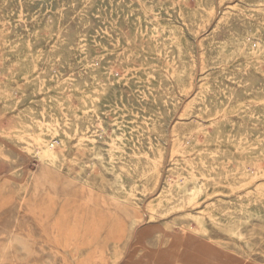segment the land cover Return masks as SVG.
Listing matches in <instances>:
<instances>
[{"label": "rangeland", "instance_id": "374dc122", "mask_svg": "<svg viewBox=\"0 0 264 264\" xmlns=\"http://www.w3.org/2000/svg\"><path fill=\"white\" fill-rule=\"evenodd\" d=\"M194 1H0V264H94L95 258L106 264H264V0ZM102 83L111 85L108 101L95 108ZM53 119L70 123V133L81 121L102 146L94 151L75 135L53 134L46 128ZM162 121L167 126L155 127ZM215 122L219 136L205 139ZM121 132L112 161L110 136ZM41 135L63 153L55 165L40 158L34 141ZM120 158L132 167L118 178L112 163ZM196 174L200 194L194 193ZM14 228L36 234L33 248L10 241Z\"/></svg>", "mask_w": 264, "mask_h": 264}, {"label": "bare ground", "instance_id": "6f19581e", "mask_svg": "<svg viewBox=\"0 0 264 264\" xmlns=\"http://www.w3.org/2000/svg\"><path fill=\"white\" fill-rule=\"evenodd\" d=\"M1 1V0H0ZM21 1V0H20ZM36 1V0H35ZM56 1V0H55ZM77 1V0H76ZM87 1V0H86ZM102 1V0H101ZM123 1V0H122ZM142 1V0H141ZM158 1V0H157ZM161 1V0H160ZM196 1V0H195ZM194 1V2H195ZM81 2V1H80ZM110 2H111V0H110ZM115 2V1H114ZM126 2V1H125ZM201 3H202V1H200ZM217 2V1H216ZM4 3H5V1H4ZM95 3V2H94ZM93 3V4H94ZM100 3V2H99ZM119 3V2H118ZM123 3V2H122ZM139 3V2H138ZM168 3H170V2H168ZM183 3V2H182ZM206 3V2H205ZM209 3H211V0H210V2ZM15 4V3H14ZM88 4V3H87ZM102 4V3H101ZM106 4V3H105ZM104 4V5H105ZM147 4V3H146ZM151 4V3H150ZM155 4V3H154ZM195 4V3H194ZM208 4V3H207ZM28 5V4H27ZM33 5V4H32ZM57 5H58V3H57ZM98 5V4H97ZM133 5V4H132ZM148 5V4H147ZM196 5V4H195ZM205 5V4H204ZM209 5V4H208ZM253 5V4H252ZM80 6V5H79ZM121 6V5H120ZM171 6V5H170ZM185 6V5H184ZM242 6V5H241ZM254 6V5H253ZM84 7V6H83ZM94 7V6H93ZM119 7V6H118ZM141 7V6H140ZM139 7V8H140ZM162 7V6H161ZM165 7V6H164ZM206 7V6H205ZM214 5H211L210 7H209V11H210V13H212V11H213V9H214ZM250 7V6H249ZM25 8V7H24ZM89 8V7H88ZM91 8V7H90ZM197 8V7H196ZM204 8V7H203ZM207 8V7H206ZM231 8V10H232V7H230ZM22 9V8H21ZM20 9V10H21ZM83 9V8H82ZM112 9V8H111ZM114 9V8H113ZM120 9V8H119ZM124 9V8H123ZM129 9H130V7H129ZM169 9V8H168ZM178 9V8H177ZM180 9V8H179ZM186 9V8H185ZM191 9V8H190ZM251 9V8H250ZM60 10V9H59ZM79 10V9H78ZM109 10V9H108ZM117 10V9H116ZM127 10V9H126ZM189 10V9H188ZM192 10V9H191ZM234 10V9H233ZM6 11V10H5ZM17 11V10H16ZM65 11V10H64ZM81 11V10H80ZM87 11H88V9H87ZM100 11V10H99ZM111 11V10H110ZM135 11V10H134ZM159 11V10H158ZM177 11V10H176ZM196 11V10H195ZM202 11V10H201ZM204 11V10H203ZM237 11V10H236ZM255 11V10H254ZM39 12V11H38ZM55 12H56V10H55ZM63 12V11H62ZM111 12H113V11H111ZM111 12H109L110 14H111ZM115 12V11H114ZM131 12V11H130ZM139 12V11H138ZM157 12V11H156ZM190 12V11H189ZM233 12V11H232ZM243 12H244V10H243ZM64 13V12H63ZM98 13V12H97ZM118 13H119V11H118ZM117 13V14H118ZM127 13V12H126ZM129 13V12H128ZM134 13V12H133ZM169 13V12H168ZM209 13V12H208ZM244 13H246V12H244ZM249 13V12H248ZM257 13V12H256ZM21 14V13H20ZM51 14V13H50ZM65 14V13H64ZM106 14V13H105ZM116 14V15H117ZM169 14H171V13H169ZM226 14V13H225ZM240 14V13H239ZM262 14H263V12H262ZM22 15V14H21ZM35 15V14H34ZM49 15V14H48ZM78 15V14H77ZM84 15V14H83ZM108 15V14H107ZM127 15V14H126ZM150 15V14H149ZM160 15V14H159ZM162 15V14H161ZM192 15V14H191ZM234 15V14H233ZM16 16V15H15ZM29 16V15H28ZM51 16V15H50ZM66 16V15H65ZM81 16V15H80ZM125 16V15H124ZM172 16V15H171ZM180 16V15H179ZM211 16V15H210ZM246 16V15H245ZM253 16V15H252ZM1 17V16H0ZM42 17V16H41ZM64 17V16H63ZM90 17V16H89ZM186 17V16H185ZM188 17H189V15H188ZM195 17V16H194ZM47 18H48V16H47ZM47 18H46V21H47ZM91 18V17H90ZM111 18V17H110ZM124 18V17H123ZM139 18V17H138ZM148 18V17H147ZM177 18V17H176ZM181 18V17H180ZM238 18V17H237ZM237 18H235V19H237ZM22 19V18H21ZM57 19V18H56ZM113 19V18H112ZM115 19H116V17H115ZM130 19V18H129ZM141 19V18H140ZM143 19H144V17H143ZM163 19V18H162ZM167 19V18H166ZM194 19H196V18H194ZM228 19V18H227ZM233 19V18H232ZM29 20V19H28ZM34 20V19H33ZM50 20V19H49ZM48 20V21H49ZM61 20H63V19H61ZM93 20V19H92ZM117 20V19H116ZM125 20V19H124ZM169 20V19H168ZM196 20H198V19H196ZM240 20H243V19H240ZM262 20V19H261ZM19 21V20H18ZM36 21V20H35ZM45 21V22H46ZM87 21V20H86ZM114 21V20H113ZM122 21V20H121ZM133 21V20H132ZM145 21V20H144ZM191 21V20H190ZM80 22V21H79ZM78 22V23H79ZM149 22V21H148ZM181 22V21H180ZM240 22V21H239ZM112 23V22H111ZM130 23V22H129ZM172 23V22H171ZM173 23H174V21H173ZM177 23V22H176ZM183 23V22H182ZM200 23V22H199ZM199 23H198V25H199ZM210 23V22H209ZM52 24H53V22H52ZM55 24V23H54ZM89 24V23H88ZM115 24V23H114ZM141 24V23H140ZM190 24V23H189ZM240 24V23H239ZM252 24V23H251ZM7 25V24H6ZM5 25V26H6ZM25 25V24H24ZM51 25V24H50ZM110 25V24H109ZM127 25V24H126ZM147 25V24H146ZM224 25H225V23H224ZM227 25V24H226ZM232 25V24H231ZM40 26H42V25H40ZM44 26V25H43ZM48 26H49V24H48ZM116 26H118V25H116ZM124 26V25H123ZM132 26V25H131ZM203 26V25H202ZM230 26V25H229ZM228 26V27H229ZM252 26V25H251ZM2 27V26H1ZM4 27V26H3ZM20 27V26H19ZM26 27V26H25ZM33 27V26H32ZM75 27V26H74ZM81 27V26H80ZM115 27V26H114ZM130 27V26H129ZM134 27V26H133ZM132 27V28H133ZM148 27H150V26H148ZM224 27H226V26H224ZM41 28H43V27H41ZM45 28V27H44ZM121 28H122V26H121ZM128 28V27H127ZM126 28V29H127ZM131 28V29H132ZM137 28V27H136ZM185 28V27H184ZM260 28V27H259ZM32 29V28H31ZM37 29V28H36ZM40 29V28H39ZM53 29V28H52ZM84 29H85V27H84ZM130 29V28H129ZM143 29V28H142ZM150 29V28H149ZM230 29H231V27H230ZM263 29V28H262ZM4 30V29H3ZM18 30V29H17ZM88 30V29H87ZM112 30V29H111ZM124 30H125V28H124ZM165 30V29H164ZM202 30V29H201ZM214 30V29H213ZM42 31V30H41ZM40 31V32H41ZM137 31H138V29H137ZM151 31L153 32V33H156V34H158L159 33V29L158 28H156V27H152L151 28ZM161 31V30H160ZM177 31V30H176ZM185 31V30H184ZM196 31V30H195ZM39 32V33H40ZM82 32V31H81ZM127 32H128V30H127ZM131 32V31H130ZM136 32V31H135ZM143 31H141V33H142ZM168 32V31H167ZM180 32V31H179ZM178 32V33H179ZM214 32V31H213ZM9 33V32H8ZM147 33H148V31H147ZM150 33V32H149ZM184 33H186V32H184ZM198 33V32H197ZM230 33V32H229ZM20 34V33H19ZM47 34H50L49 32L47 33ZM111 34V33H110ZM113 34H114V32H113ZM151 34V33H150ZM183 34V33H182ZM216 34H217V32H216ZM1 35V34H0ZM31 35V34H30ZM38 35V34H37ZM46 35V34H45ZM74 35V34H73ZM76 35V34H75ZM116 35H117V33H116ZM140 35V34H139ZM138 35V36H139ZM148 35V34H147ZM25 36V35H24ZM29 36V35H28ZM42 36V35H41ZM80 36V35H79ZM143 36V35H142ZM145 36V35H144ZM161 36V35H160ZM187 36V35H186ZM223 36V35H222ZM229 36V35H228ZM7 37H8V35H7ZM27 37V36H26ZM69 37V36H68ZM81 37V36H80ZM119 37V36H118ZM156 37V36H155ZM28 38V37H27ZM55 38V37H54ZM56 38H58V37H56ZM61 38V37H60ZM143 38V37H142ZM146 38V37H145ZM188 38V37H187ZM195 38V37H194ZM26 39V38H25ZM72 39V38H71ZM88 39V38H87ZM95 39V38H94ZM113 39V38H112ZM123 39V38H122ZM129 39V38H128ZM136 39H137V36H136ZM161 39V38H160ZM169 39V38H168ZM184 39H185V37H184ZM189 39H190V37H189ZM235 39V38H234ZM264 39V38H263ZM2 40V39H1ZM1 40H0V42H1ZM22 40V39H21ZM20 40V41H21ZM32 40V39H31ZM34 40H35V38H34ZM46 40H47V38H46ZM65 40V39H64ZM68 40H69V38H68ZM96 40V39H95ZM117 40H120V39H117ZM116 40V41H117ZM127 40V39H126ZM132 40V39H131ZM139 40V39H138ZM142 40V39H141ZM150 40V39H149ZM162 40V39H161ZM165 40V39H164ZM191 40V39H190ZM245 40V39H244ZM97 41V40H96ZM100 41V40H99ZM102 41V40H101ZM105 41V40H104ZM158 42H159V40H157ZM163 41V40H162ZM168 41V40H167ZM65 42V41H64ZM134 42V41H133ZM153 42V41H152ZM165 42V41H164ZM207 42V41H206ZM13 43V42H12ZM22 43H23V41H22ZM43 43H44V41H43ZM66 44H67V42H65ZM96 43V42H95ZM101 43V42H100ZM99 43V44H100ZM121 43V42H120ZM129 43V42H128ZM148 43H150V42H148ZM148 43H146L147 45H148ZM163 43V42H162ZM173 43V42H172ZM214 43V42H213ZM27 44V43H26ZM33 44V43H32ZM56 44V43H55ZM75 44V43H74ZM85 44H87V46H88V43H85ZM135 44V43H134ZM138 44H140V43H138ZM138 44H136V45H138ZM185 44H187V43H185ZM220 44H222V43H220ZM59 45V44H58ZM62 45V44H61ZM90 45V44H89ZM94 45V44H93ZM105 45V44H104ZM130 45V44H129ZM191 45H193V43L191 44ZM3 46V45H2ZM63 46V45H62ZM61 46V47H62ZM67 46V45H66ZM95 46V45H94ZM101 46V45H100ZM107 46H108V43H107ZM153 46V45H152ZM151 46V47H152ZM174 46H175V48L177 49V51L179 52V53H181V52H183L184 50H183V48L181 47V45L179 44V42H178V40L177 39H174ZM219 46V45H218ZM242 46V45H241ZM9 47V46H8ZM28 47H29V45H28ZM33 47V46H32ZM110 47V46H109ZM138 47V46H137ZM140 47V46H139ZM161 47V46H160ZM159 47V48H160ZM163 47V46H162ZM164 47H166V46H164ZM186 47V46H185ZM206 47V46H205ZM98 48V47H97ZM174 48V47H173ZM190 48V47H189ZM207 48V47H206ZM216 48V47H215ZM19 49V48H18ZM61 49V48H60ZM63 49V48H62ZM91 49V48H90ZM108 49V48H107ZM111 49V48H110ZM122 49V48H121ZM168 49V48H167ZM210 49V48H209ZM97 50V49H96ZM101 50V49H100ZM159 50V49H158ZM188 50V49H187ZM217 50V49H216ZM50 51V50H49ZM58 51V50H57ZM79 51V50H78ZM88 51H89V49H88ZM87 51V52H88ZM109 51H111V50H109ZM149 51H151V50H149ZM156 51V50H155ZM154 51V52H155ZM167 51V50H166ZM172 51H174V50H172ZM210 51H212V50H210ZM214 51V50H213ZM218 51V50H217ZM227 51V50H226ZM45 52V51H44ZM53 52V51H52ZM67 52V51H66ZM86 52V51H85ZM91 52V51H90ZM163 52V51H162ZM193 52V51H192ZM8 53V52H7ZM33 53H34V51H33ZM46 53V52H45ZM51 53V52H50ZM49 53V54H50ZM58 53V52H57ZM56 52H55V54H57ZM122 53V52H121ZM126 53V52H125ZM128 53V52H127ZM146 53V52H145ZM151 53V52H150ZM149 53V54H150ZM153 53V52H152ZM175 53V52H174ZM214 53V52H213ZM3 54H5V53H3ZM10 54V53H9ZM8 54V55H9ZM35 54V53H34ZM69 54V53H68ZM116 54V53H115ZM156 54V53H155ZM176 54V53H175ZM191 57H192V61H194L192 64H193V66L196 64V61L194 60L195 59V55L193 54V53H188ZM219 54V53H218ZM239 54V53H238ZM11 55V54H10ZM39 55V54H38ZM51 55V54H50ZM63 55V54H62ZM70 55V54H69ZM90 55V54H89ZM88 55V56H89ZM97 55V54H96ZM105 55V54H104ZM111 55H113V54H111ZM133 55H134V53H133ZM161 55H164V54H161ZM177 55V54H176ZM188 55V56H189ZM102 56V55H101ZM122 56V55H121ZM175 56V55H174ZM45 57H46V54H45ZM63 57H66V56H63ZM71 57V56H70ZM81 57V56H80ZM104 57V56H103ZM115 57V56H114ZM169 57V56H168ZM184 57H186L185 55H184ZM215 57V56H214ZM244 57V56H243ZM3 58V57H2ZM85 58V57H84ZM120 58V57H119ZM131 58V57H130ZM144 58V57H143ZM176 58V57H175ZM178 58V57H177ZM1 59V58H0ZM49 59V58H48ZM54 59V58H53ZM63 59H65V58H63ZM77 59V58H76ZM89 59V58H88ZM166 59V58H165ZM190 59V58H189ZM60 60V59H59ZM106 60V59H105ZM137 60V59H136ZM138 60H142V59H138ZM170 61H171V59H169ZM24 61V60H23ZM23 61H21V62H23ZM33 61V60H32ZM61 61V60H60ZM63 61V60H62ZM97 61V60H96ZM130 61V60H129ZM150 61H152V60H150ZM149 61V62H150ZM178 61V60H177ZM198 61V60H197ZM211 61V60H210ZM209 61V62H210ZM216 61V60H215ZM12 62V61H11ZM26 62V61H25ZM48 62V61H47ZM53 62V61H52ZM95 62V61H94ZM131 62V61H130ZM138 62V61H137ZM146 62V61H145ZM172 62V61H171ZM187 62V61H186ZM207 62V61H206ZM217 62V61H216ZM226 62V61H225ZM256 62V61H255ZM259 62V61H258ZM44 63V62H43ZM59 63H61V62H59ZM66 63V62H65ZM78 63V62H77ZM82 63V62H81ZM90 63V62H89ZM118 63V62H117ZM120 63V62H119ZM118 63V64H119ZM157 63V62H156ZM159 63V62H158ZM179 63V62H178ZM182 63V62H181ZM185 63V62H184ZM252 63H254V62H252ZM22 64V63H21ZM27 64V63H26ZM28 64H30V63H28ZM34 64V63H33ZM58 64V63H57ZM62 64V63H61ZM102 64V63H101ZM123 64H124V62H123ZM129 64V63H128ZM198 64V63H197ZM251 64V63H250ZM255 64V63H254ZM257 64V63H256ZM264 64V63H263ZM24 65V64H23ZM130 65H131V63H130ZM141 65V64H140ZM160 65V64H159ZM165 65V64H164ZM173 65V64H172ZM18 66V65H17ZM36 66V65H35ZM59 66V65H58ZM61 66V65H60ZM86 66H88V65H86ZM92 66V65H91ZM123 66V65H122ZM196 66V65H195ZM228 66V65H227ZM249 66V65H248ZM250 66H252V65H250ZM78 67V66H77ZM118 67H119V65H118ZM117 67V68H118ZM134 67V66H133ZM132 67V68H133ZM152 67V66H151ZM164 67V66H163ZM178 67H181V66H178ZM189 67V66H188ZM203 68H205V66H202ZM264 67V66H263ZM1 68V67H0ZM21 68H24V67H21ZM31 68V67H30ZM36 68V67H35ZM64 68V67H63ZM97 68V67H96ZM113 68V67H112ZM159 68V67H158ZM190 68V67H189ZM211 68V67H210ZM216 68V67H215ZM244 68V67H243ZM261 68V67H260ZM15 69V68H14ZM37 69V68H36ZM85 69V68H84ZM102 69V68H101ZM107 69V68H106ZM127 69V68H126ZM143 69H145V68H143ZM156 69V68H155ZM154 69V70H155ZM160 69H162V68H160ZM176 69V68H175ZM180 69V68H179ZM181 69H184V68H181ZM190 69H192V68H190ZM212 69V68H211ZM225 69V68H224ZM238 69V68H237ZM262 69V68H261ZM18 70V69H17ZM16 70V71H17ZM26 70V69H25ZM24 70V71H25ZM110 70V69H109ZM140 70V69H139ZM148 70V69H147ZM159 70V69H158ZM170 70V69H169ZM187 70V69H186ZM185 70V71H186ZM193 70V69H192ZM213 70V69H212ZM239 70V69H238ZM264 70V69H263ZM262 70V71H263ZM1 71V75H2V70H0ZM19 71H22V70H19ZM29 71V70H28ZM33 71V70H32ZM55 71V70H54ZM93 71V70H92ZM91 71V72H92ZM106 71V70H105ZM180 71H182V70H180ZM188 71V70H187ZM209 71V70H208ZM5 72V71H4ZM23 72V71H22ZM31 72V71H30ZM60 72V71H59ZM100 72V71H99ZM160 72H161V70H160ZM178 72H179V70H178ZM189 72V71H188ZM212 72V71H211ZM217 72V71H216ZM36 73V72H35ZM93 73V72H92ZM96 73V72H95ZM109 73V72H108ZM116 73V72H115ZM114 73V74H115ZM122 73V72H121ZM168 73H169V71H168ZM212 73H214V72H212ZM244 73V72H243ZM249 73V72H248ZM5 74V73H4ZM9 74V73H8ZM7 74V75H8ZM18 74H19V72H18ZM42 74V73H41ZM44 74V73H43ZM160 74V73H159ZM161 74H162V72H161ZM160 74V75H161ZM166 74H167V72H166ZM174 73H172V75H173ZM188 74V73H187ZM237 74H239V73H237ZM241 74V73H240ZM256 74H257V72H256ZM6 75V74H5ZM51 75V74H50ZM100 75V74H99ZM103 75V74H102ZM105 75V74H104ZM108 75V74H107ZM117 75V74H116ZM135 75V74H134ZM146 75V74H145ZM144 75V76H145ZM207 75H209L208 73H207ZM243 76H244V74H242ZM19 76V75H18ZM49 76V75H48ZM71 76V75H70ZM73 76V75H72ZM90 76V75H89ZM113 76V75H112ZM118 76V75H117ZM121 76V75H120ZM123 76V75H122ZM130 76V75H129ZM162 76L163 75H161V78H162ZM166 76V75H165ZM170 76V75H169ZM181 76V75H180ZM227 76H228V74H227ZM44 77V76H43ZM97 77V76H96ZM110 77V76H109ZM126 77V76H125ZM159 77V76H158ZM186 77V76H185ZM187 77H189L188 75H187ZM186 77V78H187ZM202 77V76H201ZM222 77V76H221ZM246 77V76H245ZM244 77V78H245ZM37 78H39V77H37ZM141 78V77H140ZM154 78V77H153ZM165 78V77H164ZM242 78V77H241ZM252 78H253V75H252ZM61 79V78H60ZM67 79V78H66ZM90 79H91V77H90ZM102 79H104V78H102ZM105 79H106V76H105ZM138 79V78H137ZM221 79V78H220ZM258 79V78H257ZM257 79H255V80H257ZM37 80V79H36ZM71 80V79H70ZM107 80V79H106ZM152 80H154V79H152ZM164 80V79H163ZM185 80H188V79H185ZM205 80V79H204ZM245 80V79H244ZM248 80V79H247ZM69 81V80H68ZM77 81V80H76ZM83 81H84V79H83ZM87 81V80H86ZM101 81H103V80H101ZM122 81V80H121ZM129 81V80H128ZM252 81H253V79H252ZM158 82H161V81H158ZM175 82V81H174ZM241 82H242V80H241ZM246 82V81H245ZM27 83V82H26ZM31 83V82H30ZM67 83V82H66ZM132 83V82H131ZM135 83V82H134ZM142 83V82H141ZM236 83V82H235ZM32 84V83H31ZM42 84V83H41ZM121 84V83H120ZM119 84V85H120ZM136 84V83H135ZM134 84V85H135ZM151 84V83H150ZM164 84H166V83H164ZM213 84H214V82H213ZM35 85V84H34ZM62 85V84H61ZM66 85V84H65ZM78 85V84H77ZM92 85V84H91ZM97 85V84H96ZM127 85V84H126ZM130 85V84H129ZM132 85V84H131ZM138 85V84H137ZM169 85V84H168ZM171 85L173 86V84L171 83ZM178 85V84H177ZM234 85V84H233ZM250 85H252V84H250ZM37 86V85H36ZM73 86V85H72ZM99 86V85H98ZM109 86H111V85H108V84H100V86H99V88L97 89V94H96V96H94L95 97V100H94V102H91V103H93L94 104V107L95 108H98V106L100 107L101 105H102V103H104V102H107L108 101V99H107V96H108V92H107V90H108V87ZM121 86V85H120ZM145 86V85H144ZM3 87V86H2ZM38 87V86H37ZM75 87V86H74ZM88 87V86H87ZM129 87V86H128ZM151 87V86H150ZM210 87H212V86H210ZM240 87V86H239ZM238 87V88H239ZM249 87V86H248ZM4 88V87H3ZM44 88H46V87H44ZM96 88V87H95ZM132 88V87H131ZM170 88V87H169ZM177 88V87H176ZM88 89V88H87ZM146 89V88H145ZM151 89V88H150ZM172 89V88H171ZM213 89H214V87H213ZM243 89V88H242ZM247 89V88H246ZM43 90V89H42ZM89 90V89H88ZM114 90V89H113ZM144 90V89H143ZM168 90V89H167ZM166 90V91H167ZM189 90V89H188ZM212 90V89H211ZM264 90V89H263ZM116 91V90H115ZM142 91V90H141ZM140 91V92H141ZM155 91V90H154ZM209 91V90H208ZM213 91H216L215 89L213 90ZM231 91V90H230ZM235 91V90H234ZM233 91V92H234ZM113 92V91H112ZM143 92V91H142ZM146 92V91H145ZM115 93V92H114ZM127 93H129V92H127ZM153 93V92H152ZM163 93V92H162ZM173 93H175L174 91H173ZM236 93V92H235ZM259 93V92H258ZM90 94V93H89ZM187 94V93H186ZM210 94V93H209ZM238 94V93H237ZM257 94V93H256ZM116 95V94H115ZM130 95V94H129ZM134 95V94H133ZM145 95V94H144ZM153 95V94H152ZM257 95H259V94H257ZM85 96V95H84ZM92 96V95H91ZM135 96V95H134ZM238 96V95H237ZM248 96V95H247ZM110 97H111V95H110ZM129 97V96H128ZM136 97V99H137V96H135ZM162 97V96H161ZM234 97V96H233ZM241 97V96H240ZM148 98V97H147ZM153 98V97H152ZM156 98H158V97H156ZM196 98V97H195ZM236 98V97H235ZM84 99V98H83ZM154 99V98H153ZM164 99V98H163ZM168 99V98H167ZM172 99V98H171ZM175 99H177L176 98V96H175ZM201 99H202V97H201ZM234 99V98H233ZM77 100H79V99H77ZM123 100V99H122ZM173 100V99H172ZM48 101V100H47ZM81 101H83V100H81ZM85 101V100H84ZM83 101V102H84ZM121 101V100H120ZM129 101V100H128ZM143 101V100H142ZM148 101V100H147ZM169 101V100H168ZM73 102H74V99H73ZM75 102H76V100H75ZM80 102V101H79ZM78 102V103H79ZM110 102V101H109ZM141 102V101H140ZM144 102H145V100H144ZM162 102V101H161ZM166 102V101H165ZM175 102V101H174ZM178 102V101H177ZM43 103V102H42ZM41 103V104H42ZM45 103V102H44ZM43 103V104H44ZM155 103H156V101H155ZM163 103V102H162ZM171 103V102H170ZM196 103V102H195ZM258 103V102H257ZM133 104V103H132ZM149 104V103H148ZM201 104V103H200ZM260 104V103H259ZM262 104V103H261ZM75 105H78V104H75ZM80 105V104H79ZM105 105V104H104ZM112 105V104H111ZM115 105V104H114ZM119 105V104H118ZM137 105V104H136ZM147 105V104H146ZM146 105H144V106H146ZM178 105V104H177ZM194 105V104H193ZM47 106V105H46ZM89 106V105H88ZM109 106V105H108ZM127 106V105H126ZM196 106H198V105H196ZM206 106H207V104H206ZM243 106V105H242ZM50 107V106H49ZM80 107H82V106H80ZM90 107V106H89ZM113 107V106H112ZM116 107V106H115ZM122 107V106H121ZM120 107V108H121ZM140 107V106H139ZM165 107V106H164ZM204 107H205V105H204ZM244 107V106H243ZM252 107V106H251ZM77 108V107H76ZM86 108H88V107H86ZM125 108V107H124ZM133 108V107H132ZM152 108V107H151ZM159 108V107H158ZM167 108H169V105H168V107ZM257 108H258V105H257ZM50 109V108H49ZM61 109V108H60ZM68 109H69V107H68ZM68 109H66V110H68ZM90 109V108H89ZM93 109V108H92ZM138 109H140V108H138ZM156 109V108H155ZM154 109V110H155ZM165 109V108H164ZM72 110V109H71ZM82 110V109H81ZM95 112H96V110L95 109H93ZM114 110H116V109H114ZM133 110V109H132ZM146 110V109H145ZM154 110H153V112H154ZM52 111V110H51ZM70 111V110H69ZM86 111V110H85ZM93 111V112H94ZM110 111V110H109ZM162 111V110H161ZM192 111V110H191ZM250 111V110H249ZM27 112V111H26ZM31 112V111H30ZM54 112V111H53ZM61 112V111H60ZM63 112V111H62ZM70 112H72V111H70ZM83 112V111H82ZM98 112V111H97ZM96 112V113H97ZM100 112V111H99ZM125 112V111H124ZM164 112V111H163ZM190 112V111H189ZM261 112H262V109H261ZM119 113V112H118ZM131 113V112H130ZM146 113V112H145ZM159 113V112H158ZM165 113V112H164ZM244 113V112H243ZM259 113V112H258ZM41 114V113H40ZM44 114V113H43ZM46 114V113H45ZM59 114V113H58ZM121 114V113H120ZM139 114V113H138ZM142 114V113H141ZM148 114V113H147ZM23 115V114H22ZM57 115V114H56ZM70 115V114H69ZM99 115V114H98ZM130 115V114H129ZM140 115V114H139ZM146 115V114H145ZM158 115V114H157ZM189 115V114H188ZM43 116V115H42ZM73 116V115H72ZM91 116V115H90ZM89 116V117H90ZM100 116V115H99ZM108 116V115H107ZM117 116V115H116ZM27 117V116H26ZM70 117H71V115H70ZM115 117V116H114ZM120 117V116H119ZM131 117V116H130ZM155 117V116H154ZM162 117V116H161ZM9 118V117H8ZM15 118V117H14ZM25 118V117H24ZM45 118V117H44ZM47 118V117H46ZM68 118V117H67ZM66 118V119H67ZM72 118V117H71ZM113 118V117H112ZM147 118V117H146ZM187 118V117H186ZM219 118V117H218ZM245 118H246V116H245ZM263 118V117H262ZM49 119V118H48ZM73 119V118H72ZM71 119V120H72ZM78 119V118H77ZM83 119V118H82ZM91 119V118H90ZM99 119V118H98ZM104 119V118H103ZM122 119H123V116H122ZM142 119V118H141ZM140 119V120H141ZM164 119V118H163ZM253 119V118H252ZM31 120V119H30ZM45 121H46V119H44ZM80 120H81V118H80ZM147 120V119H146ZM184 120V119H183ZM188 120V119H187ZM219 120V119H218ZM217 120V121H218ZM221 120H224V119H221ZM260 120V119H259ZM258 120V121H259ZM44 121V122H45ZM105 121V120H104ZM113 121V120H112ZM126 121V120H125ZM130 121V120H129ZM159 121V120H158ZM28 122V121H27ZM43 122V123H44ZM62 122V121H61ZM222 122V121H221ZM10 123V122H9ZM40 123V122H39ZM145 123H148V122H145ZM219 122H215V123H213V125L211 126V130L213 131V135H210V134H206L204 137H205V139L206 138H212V137H218L219 136V131H220V128H221V126H220V124H218ZM7 124H8V122H7ZM11 124V123H10ZM70 124V123H69ZM68 123H66L65 125H61V123L58 121V120H56V119H53V120H51V121H49V125H47V129L49 130V131H51V132H53V134H57L59 131H62L63 132V134L64 135H66L68 138L69 137H72V135H75V136H77V137H79V140L80 141H85V142H87V143H90L91 144V148L94 150V151H96V150H98L99 149V147H101L102 145H99V143H98V139H96L95 137L93 138V137H89L88 136V134H89V132L90 131H88V127L87 126H85L83 123H81V121H79V122H77V123H75L74 122V126H73V128H72V133H70V128H71V125H69ZM97 124V123H96ZM100 124V123H99ZM106 124V123H105ZM134 124V123H133ZM184 124V123H183ZM189 124V123H188ZM244 124V123H243ZM0 125H2V124H0ZM12 125V124H11ZM18 125V124H17ZM109 125V124H108ZM224 125V124H223ZM255 125V124H254ZM7 126V125H6ZM10 126V125H9ZM13 126V125H12ZM15 126V125H14ZM24 126V125H23ZM42 126V125H41ZM93 126V125H92ZM113 126H115V125H113ZM150 126V125H149ZM148 126V127H149ZM156 126H158V127H162V128H164L165 126H167L166 125V121H162V123H160L159 122V124H157V125H155V127ZM190 126H191V124H190ZM225 126V125H224ZM232 126V125H231ZM242 126V125H241ZM261 126V125H260ZM19 127V126H18ZM25 127V126H24ZM39 127V126H38ZM108 127V126H107ZM124 127V126H123ZM131 127V126H130ZM134 127V126H133ZM139 127H141L142 128V126L140 125ZM139 127H137V128H139ZM174 127V126H173ZM180 127V126H179ZM182 127H184V126H182ZM151 128V127H150ZM185 128V127H184ZM243 128V127H242ZM8 129V128H7ZM23 129V128H22ZM29 129V128H28ZM45 129V128H44ZM32 130V129H31ZM42 130V129H41ZM46 130V129H45ZM92 130V129H91ZM96 130V129H95ZM118 130V129H117ZM139 130V129H138ZM138 130H136V131H138ZM161 130V129H160ZM164 130V129H163ZM242 130V129H241ZM249 130H250V128H249ZM254 130V129H253ZM15 131V130H14ZM37 131V130H36ZM35 131V132H36ZM122 131V130H121ZM145 131V130H144ZM144 131H142V132H144ZM147 131V130H146ZM153 131L154 132H156L157 131V128H155V129H153ZM153 131H152V133H153ZM17 132H19V131H17ZM118 132H120V131H118ZM126 132H127V130H126ZM151 132V131H150ZM149 132V133H150ZM258 132V131H257ZM105 133V132H104ZM137 133V132H136ZM151 133V134H152ZM97 134V133H96ZM99 134V133H98ZM144 134V133H143ZM148 134V133H147ZM146 134V135H147ZM150 134V135H151ZM156 134V133H155ZM155 134H153V136L155 135ZM160 134V133H159ZM189 134V133H188ZM196 134V133H195ZM45 135V134H44ZM50 135V134H49ZM102 135V134H101ZM142 135V134H141ZM145 135V134H144ZM264 135V134H263ZM45 136H47V135H45ZM60 136V135H59ZM135 136V135H134ZM134 136H133V138H134ZM167 136V135H166ZM176 136V135H175ZM187 136V135H186ZM56 137V136H55ZM111 137V148H110V159L112 160V161H115L116 159H115V157H114V154L112 153L114 150L116 151V149H118L119 150V147H118V144L124 139V136H123V134H122V132L121 133H115V134H113V135H111L110 136ZM126 137V136H125ZM128 137V136H127ZM132 137V136H131ZM155 137V136H154ZM50 138V137H49ZM192 138V137H191ZM157 139V138H156ZM187 139H188V137H187ZM190 139V138H189ZM58 140H60V139H58ZM133 140V139H132ZM147 140H148V138H147ZM165 140V139H164ZM186 140V139H185ZM262 140V139H261ZM138 141V140H137ZM155 141V140H154ZM160 141V140H159ZM191 141V140H190ZM258 141V140H257ZM264 141V140H263ZM32 142V141H31ZM35 144H36V146H37V149H38V152H39V154H40V158L46 163V164H53V165H55L56 164V162L58 163V161H60L62 158H63V153H62V151H58L57 149H56V147L55 146H53V144L51 143V142H48V140H46L44 137H42V135L41 136H38L36 139H35ZM59 142V141H58ZM67 142V141H66ZM78 142V141H77ZM128 142V141H127ZM61 143V142H60ZM59 143V144H60ZM124 143V142H123ZM122 143V144H123ZM131 143V142H130ZM158 143V142H157ZM165 143V142H164ZM255 143V142H254ZM253 143V144H254ZM81 144V143H80ZM132 144V143H131ZM245 144V143H244ZM243 144V145H244ZM251 144V143H250ZM256 144H258V143H256ZM83 145V144H82ZM85 145V144H84ZM125 145H126V143H125ZM130 145V144H129ZM136 145V144H135ZM139 145V144H138ZM145 145H146V143H145ZM259 145V144H258ZM76 146V145H75ZM87 146V145H86ZM120 146V145H119ZM147 146V145H146ZM260 147H261V144L259 145ZM121 147V146H120ZM124 147V146H123ZM126 147V146H125ZM135 147V146H134ZM155 147V146H154ZM259 147V148H260ZM83 148V147H82ZM128 148V147H127ZM130 148V147H129ZM164 148V147H163ZM142 149V148H141ZM145 149V148H144ZM69 150V149H68ZM262 150H263V148H262ZM104 151V150H103ZM148 151V150H147ZM152 151V150H151ZM157 151V150H156ZM172 151V150H171ZM87 152V151H86ZM105 152V151H104ZM138 152V151H137ZM143 152V151H142ZM150 152V151H149ZM160 152H161V150H160ZM249 152V151H248ZM119 153H121V152H119ZM107 153H105L104 155H106ZM150 154H151V152H150ZM150 154H147L146 156L149 158L150 157ZM120 156V155H119ZM227 156V155H226ZM90 157V156H89ZM106 157V156H105ZM134 157V156H133ZM137 157V156H136ZM100 158V157H99ZM125 158V157H124ZM146 158V157H145ZM230 158V157H229ZM233 158V157H232ZM75 159V158H74ZM107 159V158H106ZM132 159V158H131ZM135 159V158H134ZM144 159V158H143ZM142 159V160H143ZM147 159V158H146ZM76 160V159H75ZM126 160V159H125ZM104 161V160H103ZM109 161V160H108ZM120 161H121V163L120 164H115V163H112V165L113 166H117V167H119V169H120V171L121 172H119L117 175H118V178H120V176L123 174V172H124V170L125 169H127L128 167L126 166V165H128L125 161H124V159H121L120 158ZM131 161H133V160H131ZM147 161V160H146ZM152 161V160H151ZM258 161V160H257ZM75 162V161H74ZM105 162H106V160H105ZM104 162V163H105ZM128 162V161H127ZM135 162V161H134ZM230 162H232V161H230ZM237 162V161H236ZM158 163H159V160H156V162H155V164H154V167H155V169H157L156 170V172L158 173L159 172V169H158ZM233 163H235L234 162V160H233ZM66 164H67V162H66ZM74 164V163H73ZM76 164V163H75ZM172 164V163H171ZM170 164V165H171ZM237 164V163H236ZM137 165V164H136ZM173 165V164H172ZM177 165V164H176ZM203 165V164H202ZM205 165V164H204ZM58 166V165H57ZM91 166V165H90ZM129 166V165H128ZM134 166V165H133ZM142 166V165H141ZM232 166V165H231ZM54 167V166H53ZM88 167V166H87ZM129 167H132L131 165L129 166ZM135 167V166H134ZM133 167V168H134ZM209 167V166H208ZM234 167V166H233ZM244 167V166H243ZM247 167V166H246ZM245 167V168H246ZM89 168V167H88ZM116 168V167H115ZM149 168V167H148ZM152 168V167H151ZM189 168H191V167H189ZM195 168V167H194ZM230 168V167H229ZM244 168V169H245ZM248 168V167H247ZM250 168V167H249ZM132 169V168H131ZM137 169V168H136ZM135 169V170H136ZM142 169V168H141ZM172 169V168H171ZM176 169V168H175ZM177 169H178V167H177ZM204 169V168H203ZM211 169V168H210ZM222 169V168H221ZM228 169V168H227ZM264 169V168H263ZM262 169V170H263ZM70 170V169H69ZM90 170L92 171V169L90 168ZM118 170V169H117ZM143 170V169H142ZM205 170V169H204ZM234 170H235V168H234ZM250 170H251V168H250ZM175 171V170H174ZM173 171V172H174ZM192 171V170H191ZM210 171V170H209ZM214 171V170H213ZM212 171V172H213ZM222 171V170H221ZM220 170H219V172H221ZM225 171V170H224ZM236 171V170H235ZM240 171V170H239ZM143 172V171H142ZM168 172V171H167ZM202 172V171H201ZM226 172V171H225ZM229 172V171H228ZM241 172V171H240ZM240 172H239V174H240ZM259 172V171H258ZM128 173V172H127ZM169 173V172H168ZM177 173V172H176ZM207 173V172H206ZM227 173V172H226ZM243 173V172H242ZM250 173H251V171H250ZM255 173V172H254ZM4 174V173H3ZM126 174V173H125ZM165 174V173H164ZM222 174V173H221ZM253 174V173H252ZM251 174V175H252ZM130 175V174H129ZM192 175V174H191ZM203 175V174H202ZM209 175H211V174H209ZM114 176V175H113ZM194 176V175H193ZM261 176V175H260ZM101 177V176H100ZM127 177V176H126ZM129 177V176H128ZM190 177V176H189ZM197 174H196V176H195V178H192V181H193V184H194V186H195V189H194V193L195 194H200V192L204 189L203 188V184L200 182V181H198L197 180ZM204 177H205V175H204ZM247 177V176H246ZM87 178V177H86ZM130 178V177H129ZM142 178V177H141ZM176 178V177H175ZM201 178V177H200ZM215 178V177H214ZM100 179V178H99ZM170 179V178H169ZM248 179V178H247ZM203 180V179H202ZM205 180V179H204ZM211 179H209V181H210ZM214 180V179H213ZM120 181V180H119ZM133 181H135V180H133ZM139 181V180H138ZM208 181V180H207ZM208 181V182H209ZM85 182V181H84ZM165 182V181H164ZM183 182V181H182ZM81 183V182H80ZM212 183V182H211ZM210 184V183H209ZM87 185V184H86ZM141 185V184H140ZM242 185V184H241ZM138 186V185H137ZM141 186H143V185H141ZM207 186V185H206ZM240 186V185H239ZM243 186V185H242ZM262 186V185H261ZM170 187V186H169ZM263 187V186H262ZM123 188V187H122ZM163 188H165V187H163ZM211 188V187H210ZM233 188H235V187H233ZM264 188V187H263ZM46 189V188H45ZM49 189V188H48ZM73 189V188H72ZM258 189V188H257ZM261 189V188H260ZM34 190V189H33ZM87 190V189H86ZM132 190V189H131ZM168 190V189H167ZM238 190H240V189H238ZM100 191V190H99ZM103 191V190H102ZM146 191V190H145ZM237 191V190H236ZM50 192V191H49ZM142 192H143V190H142ZM193 192V191H192ZM234 192V191H233ZM257 192V191H256ZM126 193V192H125ZM140 193V192H139ZM253 193V192H252ZM259 193V192H258ZM258 193H257V195H258ZM133 195V194H132ZM138 195V194H137ZM164 195H166V194H164ZM235 195V194H234ZM255 195V194H254ZM243 196V195H242ZM241 196V197H242ZM250 196V195H249ZM172 197V196H171ZM199 197V196H198ZM252 197V196H251ZM134 198V197H133ZM224 198V197H223ZM240 198V197H239ZM135 199V198H134ZM227 199V198H226ZM225 200V199H224ZM253 200V199H252ZM122 201H124V200H122ZM190 201H191V199H190ZM193 201V200H192ZM257 201V200H256ZM161 201H159V203H160ZM169 202V201H168ZM207 202V201H206ZM226 202V201H225ZM241 202V201H240ZM116 203H117V201H116ZM176 202H172L171 201V203H168V204H175ZM181 203V202H180ZM183 203V202H182ZM222 203V202H221ZM256 203V202H255ZM118 204V203H117ZM178 204V203H177ZM217 204H218V202H217ZM229 204V203H228ZM232 204H233V202H232ZM249 204V203H248ZM113 205V204H112ZM159 205V204H158ZM220 205V204H219ZM225 205H226V203H225ZM250 205V204H249ZM255 205V204H254ZM13 206V205H12ZM114 206V205H113ZM184 206V205H183ZM235 206V205H234ZM251 206V205H250ZM172 207V206H171ZM189 207V206H188ZM187 207V208H188ZM204 207H206V205H204ZM214 207V206H213ZM238 207V206H237ZM241 207V206H240ZM244 207V206H243ZM249 207V206H248ZM252 207V206H251ZM256 207V206H255ZM259 207H260V205H259ZM201 208H202V206H201ZM223 208V207H222ZM245 208V207H244ZM157 209V208H156ZM165 209H167V208H165ZM248 209V208H247ZM253 209V208H252ZM151 210L153 211V208H151ZM161 210V209H160ZM194 210V209H193ZM14 211V210H13ZM214 211V210H213ZM233 211V210H232ZM239 211V210H238ZM165 212H167V210L165 211ZM229 212H231V211H229ZM257 212H258V210H257ZM149 213V212H148ZM162 213H164V212H162ZM217 213V212H216ZM262 213V212H261ZM264 213V212H263ZM189 215H191V216H199V214H197V213H188ZM249 214V213H248ZM12 215V214H11ZM179 215V214H178ZM181 215V214H180ZM241 216V215H240ZM13 217V216H12ZM175 217V216H174ZM230 217V216H229ZM243 217V216H242ZM264 217V216H263ZM10 218V217H9ZM18 218V217H17ZM158 218H160V217H158ZM177 218V217H176ZM198 218V217H197ZM203 218V217H202ZM202 218H200V219H202ZM30 219V218H29ZM171 219V218H170ZM204 219V218H203ZM224 219V218H223ZM13 220V219H12ZM11 220V221H12ZM28 220V219H27ZM24 221V220H23ZM26 221V220H25ZM30 221V220H29ZM32 221V220H31ZM169 221V220H168ZM204 221V220H203ZM40 223H41V220L40 219H36V224H38V225H40ZM162 223H163V221H162ZM172 223V222H171ZM186 223V222H185ZM215 223V222H214ZM253 223V222H252ZM29 224V223H28ZM161 224V223H160ZM182 224V223H181ZM216 224V223H215ZM32 225V224H31ZM163 225V224H162ZM218 225V224H217ZM29 227H30V225H29ZM32 227V226H31ZM219 227V226H218ZM16 228V227H15ZM14 228V230H13V233H12V235H11V237H10V241L11 242H13V241H17V242H19V243H21L22 244V246L23 247H32L33 248V243L30 241L31 239H35V238H37L36 237V234L32 231V230H27V231H24V229L23 230H21V231H18L17 229H15ZM35 229V228H34ZM36 232V231H35ZM204 233V232H203ZM38 234V233H37ZM198 234V233H197ZM235 246V245H234ZM19 247V246H18ZM47 250V249H46ZM51 253H53L54 254V250H51ZM24 256H25V254H24ZM10 257V256H9ZM36 258V257H35ZM41 258V257H40ZM49 258V257H48ZM43 259V258H42ZM44 260V259H43ZM41 262V261H40ZM94 264H106V262H104V260L103 259H98V258H95L94 259ZM36 263H37V261H36ZM43 263V262H42ZM84 264V263H83Z\"/></svg>", "mask_w": 264, "mask_h": 264}]
</instances>
